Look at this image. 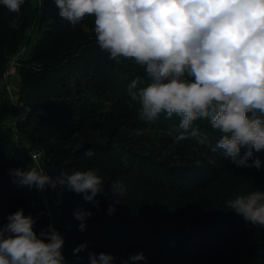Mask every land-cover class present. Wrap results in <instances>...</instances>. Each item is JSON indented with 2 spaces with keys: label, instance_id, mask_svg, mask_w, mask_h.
I'll return each instance as SVG.
<instances>
[{
  "label": "trees",
  "instance_id": "obj_1",
  "mask_svg": "<svg viewBox=\"0 0 264 264\" xmlns=\"http://www.w3.org/2000/svg\"><path fill=\"white\" fill-rule=\"evenodd\" d=\"M14 19L17 28L10 27ZM109 57L97 44L92 17L72 26L54 0H25L18 13L0 4V104L3 75L15 58L16 102L24 108L4 127L0 105V223L18 209L42 214L34 231L53 224L64 237L68 264H88V250L117 257L114 264L139 252L146 264H264V228L225 207L227 200L264 191V150L249 161L258 158L260 168L237 167L212 151L221 133L206 119L195 122L208 137L205 144L178 141L179 116L162 113L145 121L141 104L129 95L137 76L150 82L144 66ZM89 149L94 156L84 155ZM33 166L53 176L61 169L95 170L104 182L98 208L83 194L64 191L57 203L51 188L12 183L9 169ZM117 179L126 192L115 197L109 186ZM77 209L93 213L83 232L74 219ZM84 243L88 248L78 260L73 250Z\"/></svg>",
  "mask_w": 264,
  "mask_h": 264
},
{
  "label": "clouds",
  "instance_id": "obj_2",
  "mask_svg": "<svg viewBox=\"0 0 264 264\" xmlns=\"http://www.w3.org/2000/svg\"><path fill=\"white\" fill-rule=\"evenodd\" d=\"M25 0H0L9 12L18 13ZM59 16L76 26L85 17L94 19L96 41L117 64L121 58L144 66L150 82L137 76L128 87L138 100L140 116L156 121L180 117L176 139L196 138L205 144L196 121L206 119L221 138L212 151H221L237 167L261 166L254 153L264 150V0H54ZM10 27L17 28L16 20ZM135 90V91H133ZM140 132L137 131V135ZM84 155H95L91 149ZM197 166L202 162L195 161ZM14 184L44 192L51 188L58 200L64 191L83 194L98 208L95 197L104 194L103 178L95 170L61 169L50 175L38 167L9 169ZM111 196H123L126 186L110 184ZM120 201L117 199L116 203ZM225 207L247 223L264 228V191H252L225 201ZM115 206L108 204L107 214ZM39 215L18 209L0 223V264H68L63 255L64 237L49 224L34 231ZM93 213L74 212L78 230H86ZM87 243L73 250L86 251ZM88 264H114L117 257L87 251ZM143 252L121 264H138Z\"/></svg>",
  "mask_w": 264,
  "mask_h": 264
},
{
  "label": "rangeland",
  "instance_id": "obj_3",
  "mask_svg": "<svg viewBox=\"0 0 264 264\" xmlns=\"http://www.w3.org/2000/svg\"><path fill=\"white\" fill-rule=\"evenodd\" d=\"M18 83V76L15 71V58L9 61V65L4 72L2 86L4 97H2L3 103L1 109L4 111L2 125L4 127H10L13 125L16 118L20 117L24 113V108L16 102L15 89ZM17 142L25 148L27 142L23 138L17 139ZM38 156L35 157L37 160ZM50 208V207H49ZM50 210V209H49ZM49 217H52V211L48 212Z\"/></svg>",
  "mask_w": 264,
  "mask_h": 264
},
{
  "label": "built area",
  "instance_id": "obj_4",
  "mask_svg": "<svg viewBox=\"0 0 264 264\" xmlns=\"http://www.w3.org/2000/svg\"><path fill=\"white\" fill-rule=\"evenodd\" d=\"M38 155H36V154H33V158H35V157H37Z\"/></svg>",
  "mask_w": 264,
  "mask_h": 264
}]
</instances>
